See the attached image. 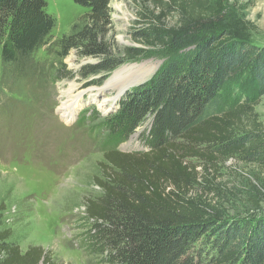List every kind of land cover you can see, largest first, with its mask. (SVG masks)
I'll return each instance as SVG.
<instances>
[{"label": "trees", "instance_id": "16d2710c", "mask_svg": "<svg viewBox=\"0 0 264 264\" xmlns=\"http://www.w3.org/2000/svg\"><path fill=\"white\" fill-rule=\"evenodd\" d=\"M71 1L87 12L60 38L57 57L75 51L100 59L81 68L82 79L113 71L120 60L110 57L101 39L111 24V0ZM226 3L160 0L176 13L175 24L166 27L161 20L168 14L162 13L138 33L146 46L176 54L127 91L100 122L108 133L98 164L101 177L95 179L102 196L86 202L91 228L85 248L103 256L101 264H264V219H225L182 192L197 181L193 161L205 171L227 159L264 169V129L254 112L264 97V47L233 38L221 15ZM45 7L46 0H0L4 64L20 65L42 46L54 26ZM143 54L123 51L127 60ZM55 76L71 72L61 64ZM147 117V150L119 151ZM4 209L0 203V264H55L42 247L22 252L9 241Z\"/></svg>", "mask_w": 264, "mask_h": 264}, {"label": "rangeland", "instance_id": "374dc122", "mask_svg": "<svg viewBox=\"0 0 264 264\" xmlns=\"http://www.w3.org/2000/svg\"><path fill=\"white\" fill-rule=\"evenodd\" d=\"M159 1L111 0V24L101 39L108 44L110 57L120 62L109 73L82 79L81 68L100 59L79 57L75 51L63 60L57 57L58 41L87 12L71 0H46L45 12L54 19V26L26 61L4 64L0 57L2 224L11 232L9 241L22 252L40 246L51 253L55 264H101L103 256L91 255L85 248L91 228L86 202L102 196L95 179L100 176L98 164L103 161V141L108 133L100 122L115 112L116 108L109 110L130 90L126 86L117 98V88L108 84L116 75L126 85L125 79H130L127 72L133 75L135 71L123 69L130 66H141V70L154 65L156 72L176 54L171 49L146 46L138 34L148 20L162 13L168 14L161 20L166 27L175 24L176 13L167 12ZM221 15L225 24H231L235 40L264 47V0H227ZM126 48L144 54L127 60L123 57ZM61 64L71 72L70 77L56 78ZM90 81L96 83L87 86ZM70 89L78 95V101L67 119L61 116L59 107ZM112 97L116 98L114 102L100 105ZM254 112L264 129V97ZM150 123L147 117L118 150L146 151L144 136ZM198 163L192 162L197 181L182 191L186 199L195 198L217 209L225 219H264V169L235 159L219 162L206 171Z\"/></svg>", "mask_w": 264, "mask_h": 264}, {"label": "bare ground", "instance_id": "6f19581e", "mask_svg": "<svg viewBox=\"0 0 264 264\" xmlns=\"http://www.w3.org/2000/svg\"><path fill=\"white\" fill-rule=\"evenodd\" d=\"M140 67L139 66H130L128 68L123 69V71L124 70L135 71L133 75H132L133 72L132 73L127 72L130 79L129 80L125 79V81L126 80L128 81V83H126V85H125V83L121 84V82L118 81L119 79L116 78V75L110 80L108 85L111 87H115L118 90V93L116 94L117 98H118V96H120L122 94V92L124 91V88L126 86L128 87V86H131L133 84H137L139 82L145 81L147 78H149L155 72V70L157 68L154 65H150L148 67H143L140 70ZM113 79H114V82L112 83ZM130 83H132V84H130ZM68 92H69V94H66L67 100L64 101L63 103H61V105L59 107V110L61 111V116H63L64 118H67V119L70 118V116L73 112V107L76 105V103L78 101L77 100V97H78L77 94H73L71 89ZM113 98L114 97H112L110 99L108 98L107 100H102L100 102V105H103L106 101H109V100H112L114 102L116 98L114 100H113ZM67 119L65 121H67Z\"/></svg>", "mask_w": 264, "mask_h": 264}, {"label": "water", "instance_id": "95a60500", "mask_svg": "<svg viewBox=\"0 0 264 264\" xmlns=\"http://www.w3.org/2000/svg\"><path fill=\"white\" fill-rule=\"evenodd\" d=\"M150 78H151V77H150ZM150 78H149V79H150ZM149 79L145 80L143 83L147 82ZM143 83H142V84H143ZM142 84L139 83L138 85H135V86H129V87H127L126 89L129 90V89H131V88L138 87V86H140V85H142Z\"/></svg>", "mask_w": 264, "mask_h": 264}]
</instances>
